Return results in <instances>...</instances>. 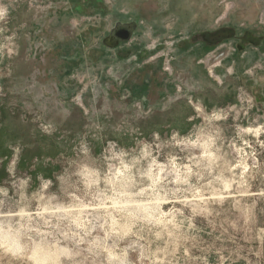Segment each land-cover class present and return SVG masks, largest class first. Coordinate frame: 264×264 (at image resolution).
<instances>
[{
  "label": "rangeland",
  "instance_id": "rangeland-1",
  "mask_svg": "<svg viewBox=\"0 0 264 264\" xmlns=\"http://www.w3.org/2000/svg\"><path fill=\"white\" fill-rule=\"evenodd\" d=\"M39 257L264 264V0H0V264Z\"/></svg>",
  "mask_w": 264,
  "mask_h": 264
},
{
  "label": "water",
  "instance_id": "water-1",
  "mask_svg": "<svg viewBox=\"0 0 264 264\" xmlns=\"http://www.w3.org/2000/svg\"><path fill=\"white\" fill-rule=\"evenodd\" d=\"M136 27L134 22L131 23H116L111 29L109 35L105 38L103 43L110 48L117 46L120 42H126L130 40L132 33ZM234 30L231 28L217 31L215 34L208 35L207 41L214 43L217 40H221L225 37H231Z\"/></svg>",
  "mask_w": 264,
  "mask_h": 264
},
{
  "label": "bare ground",
  "instance_id": "bare-ground-1",
  "mask_svg": "<svg viewBox=\"0 0 264 264\" xmlns=\"http://www.w3.org/2000/svg\"><path fill=\"white\" fill-rule=\"evenodd\" d=\"M5 236H6V235H5ZM7 237H8V236H7ZM13 243H16V242H13ZM13 245H14V244H13ZM16 245H17V244H16ZM18 245H20V244H18ZM35 245H36V244H35ZM35 245H34V248H35ZM17 247H19V246H17ZM56 247H57V246H56ZM38 248H39V245H38ZM44 248H45V246H44ZM54 248H55V247H54ZM57 248H58V247H57ZM32 249H33V248H32ZM35 249H36V248H35ZM40 249H41V248H40ZM40 249H38V251H39ZM49 249H50V248H49ZM61 249H62V248H61ZM61 249L58 248V250H60V251H61ZM33 250H34V249H33ZM41 250H43V249H41ZM51 250H53V249H51ZM35 251H37V249H36ZM35 251H34V252H35ZM48 251H50V250H48ZM55 251H56V250H55ZM40 252H41V251H39L38 254H40ZM43 252H44V250H43ZM31 253H32V252H31ZM41 253H42V252H41ZM49 253H50V252H49ZM51 253H52V252H51ZM53 253H54V252H53ZM53 253H52V254H53ZM55 253H56V252H55ZM44 254H45V256H46V252H45ZM58 254H60V253H58ZM31 255H32V254H31ZM33 255L36 256L37 254L34 253ZM38 256H39V255H38ZM41 256H42V254H41ZM43 256H44V255H43ZM43 256H42V257H43ZM47 256L50 257V255H49L48 253H47ZM54 256H56V255H54ZM39 258H40V257H39ZM50 258H51V257H50ZM57 258H58V256H57ZM37 259H38V258H37ZM40 259H41V261H42L43 264H44L43 258H40ZM45 259H46V258H45ZM45 259H44V260H45ZM52 259H54V257H53ZM35 260H36V259H35ZM38 260H39V259H38ZM38 260H37V261H38ZM47 260H49V259H47ZM50 260H51V259H50ZM56 260H57V259H56ZM38 262H39V261H38ZM51 262H52V261H50V263H51ZM45 263H46V262H45ZM50 263H48V264H50ZM53 263H55V262H53ZM41 264H42V263H41Z\"/></svg>",
  "mask_w": 264,
  "mask_h": 264
},
{
  "label": "built area",
  "instance_id": "built-area-1",
  "mask_svg": "<svg viewBox=\"0 0 264 264\" xmlns=\"http://www.w3.org/2000/svg\"><path fill=\"white\" fill-rule=\"evenodd\" d=\"M227 9H228V4L226 3L224 11H226Z\"/></svg>",
  "mask_w": 264,
  "mask_h": 264
}]
</instances>
